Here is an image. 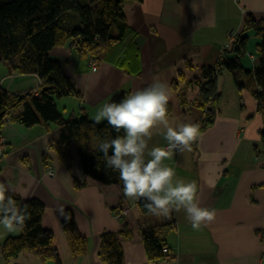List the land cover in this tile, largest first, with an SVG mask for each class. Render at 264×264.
I'll list each match as a JSON object with an SVG mask.
<instances>
[{
    "label": "crops",
    "instance_id": "0c3cea01",
    "mask_svg": "<svg viewBox=\"0 0 264 264\" xmlns=\"http://www.w3.org/2000/svg\"><path fill=\"white\" fill-rule=\"evenodd\" d=\"M121 8L128 34L101 59L78 51L71 39L50 50L49 56L61 63L81 94L80 98L55 99L64 118L85 113L93 120L113 95L126 97L159 80L168 85L170 124H199L205 115L196 101L199 87L181 83L173 89L172 82L180 75L192 80L200 76L202 67L214 65L228 35L242 28L247 13L264 18V0H127ZM253 56L251 69L258 58ZM91 58L97 61L95 71L89 64ZM4 65L8 83L6 88L0 84L8 93L37 92L41 87L35 74H19ZM186 66L187 70L182 69ZM195 70L199 76L188 78L187 72ZM222 77L216 79L219 100L213 121L200 126L202 140L192 145V151L177 152L164 161L175 169L177 178L197 183L201 206L215 209L216 219L196 231L183 210L173 211L174 228L164 242L168 253L162 251L155 260L148 258L139 229L169 219L142 212L138 200L126 198L118 184L84 176L72 140L65 143L62 160L53 146L59 136L55 123L41 121L26 127L7 118L0 131L7 147L0 157V181L10 185L12 193L26 192V199L44 204L41 224L52 233L59 262L29 251L5 260L0 250V264H106L99 256L100 235L118 233L124 224L132 235L119 238L123 264H264V111L248 88H238L232 79ZM166 144L157 133L149 147ZM66 209L72 211L78 231L87 240L86 252L78 256H73L61 225ZM19 233H5L0 227V247L7 237Z\"/></svg>",
    "mask_w": 264,
    "mask_h": 264
},
{
    "label": "trees",
    "instance_id": "16d2710c",
    "mask_svg": "<svg viewBox=\"0 0 264 264\" xmlns=\"http://www.w3.org/2000/svg\"><path fill=\"white\" fill-rule=\"evenodd\" d=\"M124 1L127 0H0V63H5L19 74H35L41 82L37 92L27 91L19 94L8 93L0 84V131L7 118L26 127L41 121L55 123L59 136L53 146L62 160L63 147L67 141L72 140L82 174L102 184H118L121 189L123 184L118 179V173L105 168L102 153L94 151L92 145L95 143V137L111 139L123 135V132H115L107 126L106 120L98 125L94 124L85 113L79 117L62 116L55 99L64 96L80 98L81 94L64 74L61 63L52 59L49 52L53 47L61 46L71 39L78 51L87 52L97 59L104 57L108 48L128 34L121 8ZM250 30L260 40L256 44L259 53L253 68L245 69L239 56L245 52ZM222 49L216 63L202 67L199 77L185 80L180 75L179 79L171 84L173 89H177L181 83L199 87L196 101L204 110L205 115L199 123L203 127L213 121L219 100L216 79L224 69L232 75H246L248 82L242 81L237 75L234 77V84L238 88H248L258 101L259 110L264 111V18L247 13L242 28L236 33L235 42L229 48ZM123 98L124 93H117L108 103L119 102ZM171 111L172 105L168 102V115ZM261 135L264 140V129ZM75 185L80 184L75 181ZM10 194L19 207H27L30 219L26 221L23 231L7 237L2 242V257L8 260L16 257L21 251H29L43 260L49 259L58 263L52 233L45 230L41 224L44 204L37 199H23L12 192ZM144 203V200H138L137 206L142 212H148ZM61 225L73 256L86 252V237L78 231L70 209L63 212ZM173 228L174 219L171 217L164 223L146 225L139 229L150 260L160 257L162 249L165 248V236ZM131 235L132 232L126 224L118 233H101V259L106 264H123L119 238Z\"/></svg>",
    "mask_w": 264,
    "mask_h": 264
},
{
    "label": "clouds",
    "instance_id": "9594fccd",
    "mask_svg": "<svg viewBox=\"0 0 264 264\" xmlns=\"http://www.w3.org/2000/svg\"><path fill=\"white\" fill-rule=\"evenodd\" d=\"M169 100L168 85L156 80L119 102L104 103L93 117L94 124L106 120L108 127L123 135L95 137L92 147L102 153L105 168L118 173L126 198L144 200V208L156 217L171 219L173 211L183 210L193 230L199 231L215 221L216 210L202 207L197 183L177 178L175 169L164 161L177 152L192 151L203 134L197 123L170 124ZM157 133L167 144L150 148L149 142ZM11 192V186L0 181V227L5 233L23 231L30 219L27 207H19ZM15 194L27 198L26 192Z\"/></svg>",
    "mask_w": 264,
    "mask_h": 264
},
{
    "label": "rangeland",
    "instance_id": "374dc122",
    "mask_svg": "<svg viewBox=\"0 0 264 264\" xmlns=\"http://www.w3.org/2000/svg\"><path fill=\"white\" fill-rule=\"evenodd\" d=\"M259 38L255 35V33L253 31H248V41H247V44H246V48H245V52L240 55L239 59H240V62L243 63L245 65H247L248 67L246 66H243L245 67L246 69H251V65H252V62L250 61V54L254 55L253 57H256L258 55L259 52H257V49H256V44L259 43ZM258 57V56H257ZM256 57V58H257ZM256 63V61H255ZM197 64V61L195 60L194 61V65ZM185 65V64H183ZM243 65V64H242ZM182 69H188V67H183ZM221 75L223 76L221 80H227V78L229 77L230 80L232 79L234 81V77H236L238 75V78H244L246 77V75H243V74H236V75H232L231 73H229L227 70H223L221 72ZM187 76L188 78H191V77H194V76H199V71L195 70L193 71L191 74L189 72H187ZM177 79V78H176ZM229 80V82H230ZM0 82L1 84L6 88V84L8 83V80L6 81V67L4 65L3 62L0 63ZM227 84H224V87H226ZM194 87H197V85H194ZM187 92H190V88H186L185 89ZM172 92V91H171ZM226 92L228 93L229 90L228 88H226ZM229 93L227 94V98L229 97ZM6 264V263H5Z\"/></svg>",
    "mask_w": 264,
    "mask_h": 264
},
{
    "label": "built area",
    "instance_id": "2783aa9c",
    "mask_svg": "<svg viewBox=\"0 0 264 264\" xmlns=\"http://www.w3.org/2000/svg\"><path fill=\"white\" fill-rule=\"evenodd\" d=\"M235 39H236V33H232V32H231V33L228 35V37H227L225 43L223 44V48H226V49L229 48L230 45H231L233 42H235ZM89 64H90V66H91V68H92L93 71H95V70L97 69V61H96V59L91 58V59L89 60ZM6 148H7V147H6V142H5V140H4L2 137H0V157H2V156L5 154V152H6ZM262 157L264 158V148H263V150H262ZM48 174H49L50 176H52V175L54 174L53 169H52L51 167L48 168ZM123 214H124V211H123V212H119V214H117V215L120 216V215H123ZM162 251H163L164 253H168V250H167L166 248H163Z\"/></svg>",
    "mask_w": 264,
    "mask_h": 264
}]
</instances>
